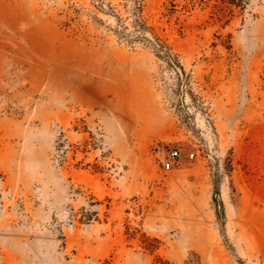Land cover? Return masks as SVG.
<instances>
[{
    "label": "rangeland",
    "instance_id": "rangeland-1",
    "mask_svg": "<svg viewBox=\"0 0 264 264\" xmlns=\"http://www.w3.org/2000/svg\"><path fill=\"white\" fill-rule=\"evenodd\" d=\"M0 264H264V0H0Z\"/></svg>",
    "mask_w": 264,
    "mask_h": 264
},
{
    "label": "built area",
    "instance_id": "built-area-1",
    "mask_svg": "<svg viewBox=\"0 0 264 264\" xmlns=\"http://www.w3.org/2000/svg\"><path fill=\"white\" fill-rule=\"evenodd\" d=\"M182 153H181V150L180 148L178 147H173L170 151H169V157L165 163V165L170 168L174 165V163L176 161L179 162V159L181 157ZM195 153H192V156H194Z\"/></svg>",
    "mask_w": 264,
    "mask_h": 264
},
{
    "label": "trees",
    "instance_id": "trees-1",
    "mask_svg": "<svg viewBox=\"0 0 264 264\" xmlns=\"http://www.w3.org/2000/svg\"><path fill=\"white\" fill-rule=\"evenodd\" d=\"M158 45L160 46V48H162V50H168V47L165 43L158 41ZM167 52H170V51L168 50Z\"/></svg>",
    "mask_w": 264,
    "mask_h": 264
}]
</instances>
